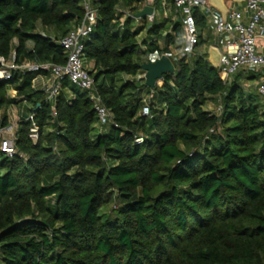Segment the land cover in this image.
<instances>
[{
  "label": "trees",
  "instance_id": "16d2710c",
  "mask_svg": "<svg viewBox=\"0 0 264 264\" xmlns=\"http://www.w3.org/2000/svg\"><path fill=\"white\" fill-rule=\"evenodd\" d=\"M93 4L98 23L84 57L94 63L88 69L111 122L99 121L87 92L68 77L55 103L33 87L47 70L0 79V128L18 101L11 88L30 103L17 153L0 148V264H264L258 74L243 70L224 83L207 57L189 56L174 59L175 73L151 89L139 75L141 54L163 56L182 37V21L141 18L132 26L131 16L121 19L142 0ZM195 15L201 32L207 21ZM83 17L81 0H0V56L10 60L15 51L17 63L64 65L61 40ZM211 103L216 109H206Z\"/></svg>",
  "mask_w": 264,
  "mask_h": 264
},
{
  "label": "built area",
  "instance_id": "2783aa9c",
  "mask_svg": "<svg viewBox=\"0 0 264 264\" xmlns=\"http://www.w3.org/2000/svg\"><path fill=\"white\" fill-rule=\"evenodd\" d=\"M142 1L143 6L139 11L147 5L154 7V13L146 16L149 23L153 22L156 17L158 3L164 8L172 3L181 15L183 27L181 47L176 51L168 50L164 53L171 60L191 57L200 44L201 32L197 24L196 11L209 17L216 36H225L223 48L220 49L217 46L222 53L218 67L221 79L224 83H230L240 71L257 73V80L255 81L257 91L264 100V0H245L241 8L231 3L226 18L208 0ZM81 4L84 9V17L81 23L61 40V45L66 54L64 65L38 64L28 61L17 63L14 60H8L0 56V79L11 78L12 73L18 70H47L50 72L51 79L44 83L42 90L46 93L47 99L55 103L62 90V80L68 77L72 84L87 92L97 111L99 121L105 124L112 121L113 113L103 102L84 57V41L89 38L98 23V10L93 4V0H81ZM127 16L136 19L135 14L126 11L121 21L124 22ZM159 58L152 59V61ZM150 97L151 94L148 98ZM145 101L146 104L142 109V114L148 115L150 113L148 99H145ZM53 114H57L55 105L53 106ZM30 120L33 122L31 138L34 142H37L39 137L38 125L33 115L30 116ZM16 130L17 125L14 123L0 128V148L9 157H13L17 153ZM136 141L140 143L143 138L138 137Z\"/></svg>",
  "mask_w": 264,
  "mask_h": 264
},
{
  "label": "crops",
  "instance_id": "0c3cea01",
  "mask_svg": "<svg viewBox=\"0 0 264 264\" xmlns=\"http://www.w3.org/2000/svg\"><path fill=\"white\" fill-rule=\"evenodd\" d=\"M224 3H225V6L227 7V12H228V8H229L231 3H233L235 6L241 8L244 5L245 0H224ZM214 8L216 10H218L223 15V13L220 9H217L215 6H214ZM157 13H158V10H157ZM157 13H156V19L158 18ZM159 18L160 19L158 22L162 23L163 21H166L167 26H173V24L175 22H177L178 20H180V21L182 20L181 15L176 11L175 6L172 3H169L166 8H164L161 5V14H160ZM134 20H136L137 25L141 23L140 20H138L137 18L136 19L134 18ZM145 20H147L146 17H145ZM147 22H148V20H147ZM208 26H209V30L207 31ZM181 28H182V32H183V27H181ZM42 30L43 29L41 28V31ZM144 31L147 32V30H144ZM169 32H170V30H165L163 34L167 35ZM142 33L143 32H141V34L139 36H141ZM214 34H215L214 28H213L210 20H208L206 28L203 29V31H201L202 42L196 47L195 52L193 53V55L191 57L205 56V57L209 58V51H210L211 46H218L220 49H222L223 44L225 43V36L218 37V36H216V34L215 35ZM146 37H147V33H145V36L143 37V41ZM147 39L149 41L150 38H147ZM180 39H181V43H180ZM155 40H156V38H155ZM161 43L164 46L165 40L164 39L159 40V45L161 47H163L161 45ZM181 44H182V37L177 38L173 42V44L170 45L169 50L176 51L175 47L173 48V46L176 45V47H177L178 45H181ZM31 45L32 44H30V46ZM143 46H144L143 51L148 50V47H149L148 44L143 43ZM157 55H158L157 53L147 54L146 55L147 58L145 61H148L149 59H155V58H157ZM10 60H15V51H13V53L11 54ZM86 65L88 68H92L94 66V63L93 62H86ZM49 79H51L50 74H41L38 77H36V79L34 80L33 87L35 89L42 90L44 83L46 81H48ZM245 82H247V81H245ZM159 85L160 86L163 85V81L160 82ZM9 93L12 97H16L18 101L14 104H11L5 111L8 114L9 121L11 123H15V125H17V127H18V123L21 121V119L25 118L27 116V114L29 113L30 103L27 102L26 100H23L22 97H18L17 91L13 88L10 89ZM260 103L262 104V106L264 108V100L263 99L260 100ZM209 105H214V104L213 103L208 104L207 107H209ZM209 110H214V109L210 108Z\"/></svg>",
  "mask_w": 264,
  "mask_h": 264
},
{
  "label": "water",
  "instance_id": "95a60500",
  "mask_svg": "<svg viewBox=\"0 0 264 264\" xmlns=\"http://www.w3.org/2000/svg\"><path fill=\"white\" fill-rule=\"evenodd\" d=\"M209 3L215 6L217 9H220L223 13V17L227 16V7L225 6L224 0H208ZM154 13V7L145 6L144 9L135 13V17L138 19L145 18L147 15ZM222 58V53L217 46H211L209 51V61L212 63L214 67H219ZM142 70L145 72V81L146 85L154 89L160 82L163 81V77L165 74H174L176 71L175 65L173 61L163 55L159 59L155 61H146L141 65Z\"/></svg>",
  "mask_w": 264,
  "mask_h": 264
},
{
  "label": "rangeland",
  "instance_id": "374dc122",
  "mask_svg": "<svg viewBox=\"0 0 264 264\" xmlns=\"http://www.w3.org/2000/svg\"><path fill=\"white\" fill-rule=\"evenodd\" d=\"M158 8V13H157V22L159 21V16H160V14H161V6H158L157 7ZM144 19V18H143ZM205 20L207 21V23H208V20H209V17H207V16H205ZM131 25L132 26H137V22H136V20H134V19H132V23H131ZM209 30V26H208V29H207V31ZM145 33H147L146 31H143V33H142V35L141 36H139V39H140V42L142 43V47H141V49L142 50H144V46H143V37L145 36ZM215 35V34H214ZM224 35H219L218 37H223ZM163 43V42H162ZM161 43V45L163 46V44ZM180 43H181V40H180ZM175 47V49L176 50H178L179 48H177L176 47V45L175 46H173V48ZM142 56H141V58L142 59H146L147 58V56L145 55V54H141ZM141 75V77H144L145 76V74H140ZM247 87V86H246ZM210 109V108H213V109H216V106L215 105H209V107H207L206 106V109ZM15 124V123H14Z\"/></svg>",
  "mask_w": 264,
  "mask_h": 264
}]
</instances>
